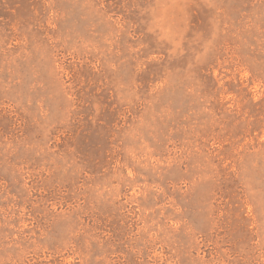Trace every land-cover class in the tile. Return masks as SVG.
<instances>
[{"label":"rangeland","instance_id":"obj_1","mask_svg":"<svg viewBox=\"0 0 264 264\" xmlns=\"http://www.w3.org/2000/svg\"><path fill=\"white\" fill-rule=\"evenodd\" d=\"M0 264H264V0H0Z\"/></svg>","mask_w":264,"mask_h":264}]
</instances>
